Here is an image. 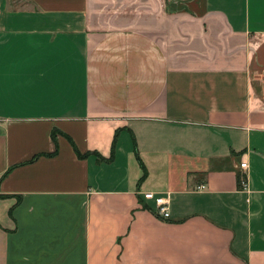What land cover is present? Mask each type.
<instances>
[{
	"label": "crops",
	"instance_id": "obj_1",
	"mask_svg": "<svg viewBox=\"0 0 264 264\" xmlns=\"http://www.w3.org/2000/svg\"><path fill=\"white\" fill-rule=\"evenodd\" d=\"M0 264H264V0H0Z\"/></svg>",
	"mask_w": 264,
	"mask_h": 264
},
{
	"label": "built area",
	"instance_id": "obj_2",
	"mask_svg": "<svg viewBox=\"0 0 264 264\" xmlns=\"http://www.w3.org/2000/svg\"><path fill=\"white\" fill-rule=\"evenodd\" d=\"M240 168L245 167L244 162L239 163ZM239 183L241 186L245 184V179L243 176H239ZM142 197L147 200H152L155 208H156V213L161 217V218H166L168 216V211H167V199L166 196L162 195H155L152 192H143Z\"/></svg>",
	"mask_w": 264,
	"mask_h": 264
},
{
	"label": "trees",
	"instance_id": "obj_3",
	"mask_svg": "<svg viewBox=\"0 0 264 264\" xmlns=\"http://www.w3.org/2000/svg\"><path fill=\"white\" fill-rule=\"evenodd\" d=\"M52 136H53V134H52ZM74 151H75V154H76L77 157H81V154H79L75 149H74ZM82 156H84V155H82ZM137 160H138L139 165H140L141 170H142L141 176H140L139 179H138V182H140V180H142L143 177L145 176V168H144L143 165L141 164L140 160H139V159H137ZM237 184H238L239 187L241 186L240 183H239V177H237ZM143 207H144V206H143ZM153 214H154L157 218H161L156 212H153ZM161 219H163V218H161Z\"/></svg>",
	"mask_w": 264,
	"mask_h": 264
}]
</instances>
